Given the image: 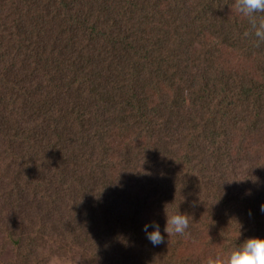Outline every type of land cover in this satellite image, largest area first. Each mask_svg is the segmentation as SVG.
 Masks as SVG:
<instances>
[{
    "label": "trees",
    "instance_id": "16d2710c",
    "mask_svg": "<svg viewBox=\"0 0 264 264\" xmlns=\"http://www.w3.org/2000/svg\"><path fill=\"white\" fill-rule=\"evenodd\" d=\"M234 3L235 0H185L183 3L181 0H0V145L4 142L13 147L15 143H26L36 153L33 144L45 142L44 146L50 148L52 137L62 141V132L69 133L68 136L74 134L75 148L69 147L64 154L71 165L77 166L65 173L47 170L42 177L31 175L27 169L13 170L10 166L3 169L0 162V182L10 185L0 192V204L14 214L21 211L28 214L27 207H30L33 210L30 214L35 215L33 219L31 215L22 217V234L15 232L17 224L12 226L9 220H0L7 241L18 250H27L30 242L22 235L28 228L56 237L63 235L80 248L93 249L99 264H137V258L144 257L143 264H177L174 247L160 254L162 258L158 260V245L151 244L144 234L148 207L141 206L142 195H131L129 191L131 182L139 180L143 162H139L142 159L137 155H133L132 164L118 156L123 145L126 147L113 134L117 121L112 111L118 103H126L129 111L131 119L126 125L130 121L138 125L134 121L138 120L151 138L158 133L157 141L165 131L171 132H168L171 139L181 135L194 140L187 142L194 146L191 152H181L186 177L193 173L201 178L208 169L213 173L207 183L213 181L217 185L224 174L216 163L230 166L236 159L242 164L243 159L249 165L252 184L248 190L244 188L235 191V195H227L222 204H228L235 216L248 209L255 211L259 201L257 191L264 188V182L262 185L259 180L260 175L264 179V166L259 159L262 156H249L250 148L245 140L256 142L255 149H262L258 143L264 142V75L253 80L250 86L234 89L223 78L230 69L223 71L217 58H213L214 53L211 58L204 56L205 61H213L216 73L208 76L211 72L199 68L202 64L199 52L182 45L189 38L202 40L210 36L217 42L216 46L236 50L244 60L256 58L264 69V42L256 45L254 37L243 36L249 29L248 20L238 19L228 10ZM164 5H175L173 12L168 11L170 21L155 26L151 17L160 14ZM227 10L231 18L225 16ZM176 43L175 52L182 60L192 62L185 67L190 74L189 105L194 103L188 110L196 111L195 105L202 101L203 94L211 97L207 114L194 126L186 125V130L175 124L162 129L163 114L154 108L145 120L139 104L146 84L158 85L159 94L170 91L174 98L179 91L185 97L186 88L181 87L184 80L173 70L178 71L175 63L174 66L163 64L159 53L165 46ZM115 49L118 57L113 54ZM203 76L208 88L195 86L196 80ZM199 106H202L200 102ZM214 112H221L220 120L215 119ZM135 114L137 118H133ZM156 119L160 122L158 125H155ZM127 127L122 128L124 132ZM57 149L53 145L52 152L48 151L54 159ZM147 156L149 151L143 159ZM47 161L49 168L51 159ZM255 170L259 175L254 174ZM78 171H81L79 179L75 177ZM54 174L59 175L60 190L49 191ZM105 183L109 186L105 187ZM211 185L213 190L218 188ZM182 190L183 187L184 193ZM184 198L176 210L169 209L175 206L170 201L167 211L186 212L190 220L187 229L193 231L197 217L195 195ZM152 206L150 211L156 218L158 208ZM163 216L166 220L165 213ZM91 226L95 228V237L88 232Z\"/></svg>",
    "mask_w": 264,
    "mask_h": 264
},
{
    "label": "rangeland",
    "instance_id": "374dc122",
    "mask_svg": "<svg viewBox=\"0 0 264 264\" xmlns=\"http://www.w3.org/2000/svg\"><path fill=\"white\" fill-rule=\"evenodd\" d=\"M183 2H185V0H181V3ZM174 6L175 5H164L163 9L159 10L160 14H155L151 17L153 25L165 24V21L169 20L168 11L170 10L173 12ZM228 10L237 15L238 19L245 18L244 15L235 11V3L229 6ZM228 10L225 11V13H227L225 16L231 18L232 16ZM179 31L182 32L181 26H179ZM180 32L179 34L181 36ZM154 37L155 36L152 38ZM216 43L217 42H213L210 36H207L202 37V40H199L198 37L189 38L184 44L182 43V45L199 52L202 60V64L199 68L211 72L208 76L215 75L216 73L214 72L213 61H205L204 56L211 58L214 53L213 58H217V62L221 64L220 67L223 68V71L230 69V71L224 74L223 78L226 79L227 82H230L234 89L236 86L238 88L240 85L250 86L253 84V80L262 78L264 69L260 66H263V64L256 61V58L255 60L253 58L246 59V61L236 50L229 49V47L216 46ZM169 46H165L159 53L164 59L163 64H171L170 66H174L173 63H175V68L178 69V71L175 69L173 70L178 78L184 80L183 83L181 82V87L186 88L185 97H183L179 91H177L178 94L174 98L170 91L169 94L165 91H162L164 94H159L156 92L158 85L154 87L151 84H146L145 87H143L142 97L139 100L140 111L142 114L144 113L145 120L149 119L151 108L162 113L163 121L159 120L163 123L162 129H166L168 124L172 128L173 124H175V127L178 126L180 129L186 130V125L194 126L196 121L203 119L202 115L207 114V102L211 100V97H207L203 94L202 101H199L202 106H199L198 102V104L195 105V112L188 110L190 107L194 106V103L191 106L189 105L190 99L187 96L191 93L187 87V82L190 79V74L186 72L185 67L192 65V62L182 60L181 55L175 52L177 43ZM179 48L182 50L180 46ZM173 52L175 53L173 54ZM113 54L118 57V49H115ZM183 72L186 74L181 75ZM195 86L208 88L209 85L206 84V77L203 76L202 79H197ZM220 93H218V95ZM218 95H216V97ZM180 96L181 99H179ZM200 107L202 108L201 111ZM211 108L212 107H210V111L212 112ZM112 112L116 115L117 121V124L114 126L115 129L113 134L117 141L124 142L126 145V147L123 145V150H121L118 155L119 158L123 161L129 160L130 164H132L133 155H137V157L140 156L142 159L139 162H143L139 172V180L131 182V186L129 187L130 194L143 196L141 199V206L146 207V209L148 207L145 213V222L153 218V214L150 211L151 206L154 205L158 208L157 211L155 210L156 216L158 215V217L153 218L151 221L154 220L159 224L161 232L165 236V242L157 246L156 259L159 260L162 258L160 254L164 255L174 247L176 250L177 264H180V260L185 261L184 263L181 262L182 264H191V261H194L195 264H207V259L210 256H215L218 252L227 255L233 246L248 236H264V212L260 211V204L264 202V188L261 191H257L259 201L256 203L255 211H251V215H249L248 209L244 213L238 214L239 216H235L228 204H222V200L225 199L227 195H235V191L238 192V190H243L244 188L248 190L252 184L250 178L252 176L250 174L251 171H248L249 165H247L242 158V164H239L238 159L234 161L235 164H230V166H222V164H224L222 162L220 164L216 163L217 168L221 167V173L224 174L221 182L217 185H215L213 181L207 183V180L210 179V173H213V171L208 169L203 172L201 178L197 176L198 174L195 176L193 173H191V176L188 175L186 177L183 175L186 173L183 171V162L185 160L182 158L183 155H181V152L185 154L193 150L194 146L190 144L187 145V142H194L193 139L191 140L181 135H176V139H171L168 134L169 131H165L159 135L157 141L158 133H154L151 138L148 136L147 132H144L141 128L138 120H134L139 123L138 125L132 123V121L126 125L127 120L130 118L128 116L129 111L127 112L126 103H118ZM220 113L214 112L215 119L220 120ZM137 115L138 114H135L133 118H137ZM151 117H154V115L151 114ZM150 120L152 123L154 122V118ZM157 122L158 120L156 119L155 125L160 123ZM16 125H13V127ZM62 125L65 126L64 123ZM123 127H127L125 132L122 129ZM200 130L201 129H199V131ZM68 134L69 133L62 132V141H59L56 136L51 138L53 142L51 144L58 148L55 159L48 152H52L53 145L49 148L47 147L48 145L44 146L45 142L33 144L36 145L35 150H33L36 151V153L32 152V148H27L26 143H15V146L9 147L8 144L3 142L0 145V162L3 169L6 166H10L13 170L27 169L31 175L41 174L42 177H45L47 170L51 173V169L58 173H65L68 172L69 169H76L77 166L71 165V162L68 161V158H66L64 154L69 150V147L75 148L74 146L76 145L73 143L76 142V135L71 134L70 137ZM72 138L74 139L73 141L70 140ZM245 142L250 148L249 156H262L259 159L262 162L261 165L264 166V142L258 143L263 150L259 148L255 149L256 142L252 140H245ZM148 151L149 156L143 159ZM101 156H104V154ZM103 158L104 157L100 158V160ZM37 159L39 160L35 163ZM48 159H51L49 168L47 167ZM244 159H246V155ZM3 169L1 168V171ZM81 171L75 173L77 179H79ZM255 171H253L254 174H258V171ZM225 177L226 180L224 179ZM259 180H262L263 185L264 179L262 175H260ZM8 182L10 183V179H8ZM108 183H105V187L109 186ZM211 184L218 188L213 190ZM9 186L7 182H0V192L3 193V190H5V188L8 189ZM74 186L77 188L75 182ZM48 187L47 189L49 191L54 188L60 190L59 175L54 174L52 183ZM181 187H183L182 191H184V193L181 192ZM112 189L113 188L110 190ZM198 192H200V195ZM190 195H195V199L193 200L195 201L194 212L197 213V217L194 220V227H192L193 231L186 229L183 234L173 233L169 236L167 233L163 232L166 223L164 219L165 216H163L165 213V206L167 209L168 203L171 201L175 206L169 209H179L180 202L185 199L184 196L187 198L190 197ZM197 202H199L200 205H196ZM27 208L28 214H23L22 211L21 213L14 214L9 213L7 208L2 207L0 204V220L1 222L2 220L4 221V219L9 220L12 226L17 224L18 226H16L15 229L18 231L15 232H20L22 234L21 228H24L21 227L22 217L31 215V219H33L35 216L30 214L33 210H31L30 207ZM240 228L241 235L238 237ZM94 229L95 228L91 226L88 230L91 237H95ZM24 230L25 233L22 236H25L30 244H28L27 250L23 248L22 250H18L6 240V231H1L0 227V264H99V259L93 249L80 248L77 244L72 243V240H68L66 236L61 235V237H56L51 233H41L35 229L29 230L25 228ZM12 232L16 237V233L14 231ZM10 240L12 241V236H10ZM18 241L19 240H16V243H18ZM102 257L103 254H101V258ZM144 261H146L145 257L137 258V264H143Z\"/></svg>",
    "mask_w": 264,
    "mask_h": 264
},
{
    "label": "clouds",
    "instance_id": "9594fccd",
    "mask_svg": "<svg viewBox=\"0 0 264 264\" xmlns=\"http://www.w3.org/2000/svg\"><path fill=\"white\" fill-rule=\"evenodd\" d=\"M235 11L248 20L249 29L243 33V36L254 37L256 45L264 42V15H260L264 13V0H235ZM260 211L264 212V202L260 204ZM165 215L166 223L163 232L169 236L173 233L183 234L189 227L190 220L186 212L178 210L170 213L165 206ZM143 231L151 244L159 245L165 242V236L156 221L145 222ZM240 235L241 228L238 237ZM121 240L127 243L126 239ZM207 264H264V236H248L233 246L227 255L218 252L215 256H210Z\"/></svg>",
    "mask_w": 264,
    "mask_h": 264
}]
</instances>
